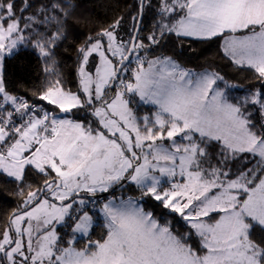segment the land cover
I'll return each mask as SVG.
<instances>
[{
	"label": "snow or ice",
	"instance_id": "6c2138e0",
	"mask_svg": "<svg viewBox=\"0 0 264 264\" xmlns=\"http://www.w3.org/2000/svg\"><path fill=\"white\" fill-rule=\"evenodd\" d=\"M140 6L142 10L143 0ZM159 15L161 36L174 32L202 41L223 36L225 55L264 81V0H160ZM119 24L117 20L111 28ZM21 32L13 0H0V61L25 39ZM58 36L37 40L35 46L47 57V45ZM99 36L107 38L106 47L97 39L80 49V91H65L56 80L40 97L61 113L92 107L96 128L43 108V115H29L19 127L10 128L11 112L0 120V170L21 182L26 166L55 174L43 188L29 191L22 208L9 217L0 234V264H264V240L251 237L253 223L264 226V131H253L243 105L229 99L228 90L237 86L214 71L185 69L170 57L137 54V67L130 69L125 61L131 63V54L146 52L147 46L135 36L118 41L113 30ZM147 39L158 43L154 35ZM93 53L100 57L94 73L85 68ZM129 71L132 80H125L122 73ZM0 94L17 112L35 113L34 107L17 103L18 98L6 92L2 74ZM126 94L156 111L138 117ZM249 101L264 111L259 90L243 104ZM14 136L18 138L9 143ZM211 141L221 144L223 160L216 166L207 151ZM242 153L259 159L231 178L220 165ZM123 181L135 184L141 198L110 195L101 207H93L103 216L106 235L78 249L75 234L87 237L93 217L84 210L89 201L76 197L123 189ZM163 183L170 186L165 189ZM45 193L50 199L39 198ZM144 196L178 214L189 231L177 234L172 221L161 223L162 218L140 203ZM91 203L95 206L96 200ZM66 217L74 219L75 226L72 238L63 242L67 246H61L56 225ZM193 238L198 239L196 247L189 243Z\"/></svg>",
	"mask_w": 264,
	"mask_h": 264
},
{
	"label": "trees",
	"instance_id": "16d2710c",
	"mask_svg": "<svg viewBox=\"0 0 264 264\" xmlns=\"http://www.w3.org/2000/svg\"><path fill=\"white\" fill-rule=\"evenodd\" d=\"M13 2L15 16L20 20L22 29L20 34L25 39L19 43L12 54L3 57L0 74L9 95L39 106L38 112L41 113V108L54 112L59 110L40 98L47 87L53 85L56 80L60 81V86L65 91L70 90L74 93L80 91L78 69L83 58L80 49L87 48L97 39L106 40V37H100L99 33L105 29L113 30L119 41H131L139 18L141 0H13ZM55 5L58 7H54ZM159 10L160 0H145L143 22L137 43L142 42L147 46V51L141 50L139 54L146 56L147 59L170 57L186 69L219 73L230 85L237 86L228 90L229 99L233 103L243 105L242 110L254 125L253 131L258 134L264 131V111L261 110L260 104H252L250 101L243 104L244 98L251 97L257 90L264 97V81L258 79L253 69L246 65L237 66L225 55L222 47L223 36L204 41L191 37H178L174 32H165L161 36L158 27ZM28 17H34V19H27ZM117 20L120 21L119 27L112 29L111 26ZM25 24L29 27L25 28ZM57 34H59L58 38L47 45L50 55L43 56L39 48L35 46L37 40L48 41ZM149 35H154L158 43L152 44L147 39ZM221 86L223 87V84ZM114 91L115 89L109 92L111 96ZM144 105L140 104L136 108L138 114L153 110L151 106ZM12 107L3 100V94H1L0 114H6L7 111L12 110ZM69 115L85 126L89 124L93 128L98 126L97 119L88 107L73 109ZM23 122L20 119L18 123ZM207 151L212 165L216 166L223 160L219 142L208 143ZM249 157L247 153L235 158L229 157L226 163L220 166L224 170L230 169V175L238 174L240 171L253 168L259 159L254 158V162L249 164L246 162ZM54 176V173L44 175L34 166H27L24 180L21 182L0 171V234L8 226L12 213L22 208L24 200L27 199V193L42 188L44 181L51 180ZM231 176L234 177V175ZM122 183L123 189L116 186L112 193L105 196L122 192L125 196L141 197V190L135 184L129 181ZM21 190L23 195L19 194ZM45 196L49 197L47 193ZM101 197L102 195L98 198ZM142 202L146 211H152L158 219L162 218L161 223L166 220L172 221L173 230L177 234L189 231L178 214L170 213L151 196H144ZM102 228H104L103 223L94 227L91 234L94 240H101L105 236V233L101 232ZM58 232L61 233V229H58ZM251 237L257 242L264 240V226L253 223ZM197 240L193 238L190 243L197 245ZM196 245L193 246L196 247Z\"/></svg>",
	"mask_w": 264,
	"mask_h": 264
},
{
	"label": "rangeland",
	"instance_id": "374dc122",
	"mask_svg": "<svg viewBox=\"0 0 264 264\" xmlns=\"http://www.w3.org/2000/svg\"><path fill=\"white\" fill-rule=\"evenodd\" d=\"M116 34V33H115ZM116 36H117V34H116ZM223 38L224 37H222V40H223ZM13 39H15V35L13 36ZM101 40V42L105 45V47H106V45H107V38H106V40H103V39H100ZM117 40L119 41V39H118V37H117ZM7 43V42H6ZM19 43L20 42H18L17 43V46L19 45ZM92 43H95V41L94 42H92ZM91 43V44H92ZM222 43H223V41H222ZM17 46L11 51V52H5L4 53V56H6V55H9V54H12L16 49H17ZM90 46V45H89ZM223 46V45H222ZM107 55H109V58L110 59H112V57H111V55L110 54H108V53H106ZM140 55L139 53H136L133 57H132V59H131V63H128L127 64V66L130 68V69H135L136 67H137V65H136V63H135V61H134V58H135V56L136 55ZM3 56V57H4ZM140 56H142V55H140ZM144 56V55H143ZM142 56V57H143ZM83 59V58H82ZM118 59V58H117ZM115 61H116V59H114L113 60V63L115 64ZM82 62V61H81ZM176 62V61H175ZM99 63H100V57H99V55H98V53H93L92 54V56H90L89 57V63H88V65H86L85 66V68H86V70L87 71H90V72H95V67L97 66V65H99ZM177 63V62H176ZM247 66V65H246ZM145 67H147V65L145 64ZM0 68H1V61H0ZM186 69V68H185ZM191 70V69H190ZM192 71H194V70H192ZM194 72H197V71H194ZM202 72H204V71H202ZM197 73H200V72H197ZM126 75V76H125ZM125 76V77H124ZM123 78L125 79V80H132V76H131V71H129V72H126V73H123ZM129 78V79H128ZM222 87V86H221ZM1 95V94H0ZM108 96L109 97H111V94L110 93H108ZM84 97H83V95H82V99H83ZM125 99H130L131 101H132V103H130V105H129V107H131L132 109H133V112L138 116V117H143V116H145V115H147V116H151L155 111H156V109H155V107L154 106H152V105H149V106H151L152 107V109L153 110H151V112H149V111H145V112H143V113H140V114H138V111H137V109L136 108H138V106L140 105V104H142V103H138V101H139V97L138 96H129V95H125ZM9 102V104L10 105H12L13 107H12V110H10V111H7L6 112V114H0V120H4V119H8V113L9 112H11L12 113V117H11V122H10V128H14V127H19V126H21L22 124H20V123H18L19 121H20V119L21 120H23V121H26L27 119H28V117H29V115H33V114H35V115H43V113L41 112H38V109L40 108L39 106H34V105H32V104H29L28 102H26V101H24L23 99H20V98H18L17 99V103H21V102H26L29 106H30V108H32V107H34L35 108V113H33V112H31V111H29V110H21V112H17L16 111V106L11 102V101H8ZM232 102V101H231ZM94 105L95 106H99V104L97 103V102H95L94 101ZM144 105V104H143ZM145 106V105H144ZM87 107V106H86ZM89 108V111L90 112H93V108L92 107H88ZM140 108H142V107H140ZM2 109V108H1ZM45 111H47V112H49V114L50 115H57V117L58 118H61V119H72V120H75L73 117H71L70 115H69V113H61V112H59V110L58 111H56V112H54V111H52V110H47V109H44ZM25 112H27V114H24ZM40 113V114H39ZM96 118V117H95ZM97 119V118H96ZM76 121V120H75ZM77 122H79V121H77ZM81 123V122H80ZM18 125V126H17ZM10 130V129H9ZM16 138H18V137H13L11 140H9V143H12L13 141H14V139H16ZM178 139V142H181L180 140H179V138H177ZM170 143V142H169ZM26 154H30V153H26ZM242 154H244V153H242ZM239 155H241V154H239ZM248 155H250V157H249V159L248 160H246V162L248 163L249 162V164H251V162H254V158H256V157H253L251 154H248ZM257 158H259V157H257ZM27 167V166H26ZM25 167V168H26ZM0 171H2V170H0ZM225 171H230L231 172V170L230 169H226ZM3 172V171H2ZM231 176V175H230ZM231 178H234L233 176H231ZM164 179H167V178H164ZM177 180H179L180 178L179 177H177L176 178ZM136 186V185H135ZM170 185L169 184H167V183H163V188H168ZM137 187V186H136ZM112 189H110L109 191H111ZM102 195V197L101 198H95V200H96V204H95V206L91 203V200L92 199H94V198H92L91 196H90V194H85V193H81L80 194V196H77L76 197V199L77 200H79V199H81V198H83V199H85V200H88L89 201V203L86 205V207H85V211H88L89 212V215H91L92 217H93V227H92V229H90V231H89V235L87 236V237H85V236H83L82 234H80V233H76L75 234V236H76V244H75V246L79 249V248H83L87 243H88V240L89 239H91V240H94V238H92L91 237V234H92V232H93V230H94V227H96V226H98V225H101L102 223L104 224V219H103V216H102V214L101 213H99V211H92V209H93V207H95L96 209H98L99 207H101L102 206V203L109 197V196H105L104 194H106V193H97V195ZM104 195V196H103ZM114 196H116V197H121V196H123L124 198H127V197H129L128 195H124V193H122V192H119L118 194H116V195H114ZM132 197V196H131ZM43 198H49L50 199V197H43ZM42 198V199H43ZM134 198H141V197H138V196H136V197H134ZM144 198V197H143ZM143 198L142 199H140V203L142 204V206H143ZM54 202H56V203H59L58 201H54ZM76 206H78V205H76ZM75 207V206H74ZM144 207V206H143ZM80 214H82V213H80ZM73 215H77L74 211H73ZM215 218H218V217H215ZM22 226H24V227H26L27 225L26 224H24V225H22ZM74 226H75V220L74 219H72L71 217H66L65 218V221L62 223V224H57L56 225V231H57V234H58V236H60V237H62V245L61 246H67L65 243H63L64 241H67V240H69V239H71L72 238V236H73V232H72V229L74 228ZM58 229H61V233H59L58 232ZM102 234H104L105 233V235H106V229H105V227L104 228H102ZM187 232V231H186ZM191 241H189V243H190ZM192 243H193V241H192ZM196 243H198V240H197V242ZM193 245H196L195 243H193Z\"/></svg>",
	"mask_w": 264,
	"mask_h": 264
},
{
	"label": "water",
	"instance_id": "95a60500",
	"mask_svg": "<svg viewBox=\"0 0 264 264\" xmlns=\"http://www.w3.org/2000/svg\"><path fill=\"white\" fill-rule=\"evenodd\" d=\"M143 4L145 5V0H143ZM140 5H141V2H140ZM143 15H144V7H143V9L141 10V6H140L139 18H138V22H137V25H136V28H135V31H134V35H133V37H134V36L137 37L136 42L138 41V36H139L140 30H141V26H142V22H143ZM129 47H130V46H129ZM134 53H135V52H133V53L131 54L130 59H132ZM126 55H127V53H126ZM128 63H129V61H125V65H127ZM117 66H119V65H117ZM42 188H43V187H42ZM114 190H115V188L112 189L111 191H109L108 193L104 194V195L110 194V193H112ZM44 195H45V194L41 195L39 198L42 199V198L44 197ZM104 195H103V196H104ZM99 196H101V195L98 194V195H96V197H92V198L95 199V198H98ZM32 206H34V203H33L32 205H29V206H28L29 209H30Z\"/></svg>",
	"mask_w": 264,
	"mask_h": 264
},
{
	"label": "crops",
	"instance_id": "0c3cea01",
	"mask_svg": "<svg viewBox=\"0 0 264 264\" xmlns=\"http://www.w3.org/2000/svg\"><path fill=\"white\" fill-rule=\"evenodd\" d=\"M222 41H223V43H224V38H223V40H222ZM223 43H222V45H223ZM8 103H9V102H8Z\"/></svg>",
	"mask_w": 264,
	"mask_h": 264
}]
</instances>
